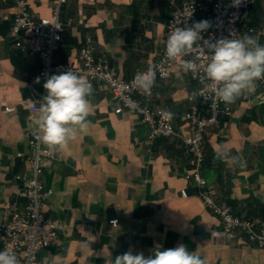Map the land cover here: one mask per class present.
<instances>
[{"label":"crops","instance_id":"obj_1","mask_svg":"<svg viewBox=\"0 0 264 264\" xmlns=\"http://www.w3.org/2000/svg\"><path fill=\"white\" fill-rule=\"evenodd\" d=\"M35 18L50 15L49 0H26ZM181 0H175L179 4ZM170 0H67L62 8L64 46L55 53L61 63L73 65L88 43L105 56L120 78L129 80L137 70L152 66L165 50ZM15 0H0V207L10 198H23L14 173L27 168L31 110L23 102L34 99L41 40L11 36ZM71 20L70 23H68ZM261 31V33H258ZM264 45V0H257L241 27ZM56 72L54 74H60ZM256 81L253 92L230 104L232 113L221 117L218 128L203 136L205 184L235 215L264 228V87ZM94 93L89 129L60 151L46 145L43 181L52 190L44 214L60 219L63 227L53 245L39 253V264H111L129 250L146 257L185 245L205 264H264V249L228 240L219 217L204 208L190 177L189 154L177 137L148 140V129L131 110L115 113L108 87L92 82ZM197 84L188 74L171 69L158 80L147 100L172 112L178 133H189L184 113L188 95ZM140 97V95H138ZM204 115L205 106L196 101ZM223 146L240 160L216 159ZM22 152L23 157L16 156ZM181 190L188 193L182 197ZM115 220V224L112 221Z\"/></svg>","mask_w":264,"mask_h":264},{"label":"built area","instance_id":"obj_2","mask_svg":"<svg viewBox=\"0 0 264 264\" xmlns=\"http://www.w3.org/2000/svg\"><path fill=\"white\" fill-rule=\"evenodd\" d=\"M256 1L241 0L237 5L236 0H181L179 4H175V0H170L173 7L166 22L164 35L168 38L177 27L191 26L194 22L206 20L210 27L202 33L203 39L200 42L202 47L204 40L214 42L221 38H231L232 35L233 38H242L241 27ZM66 2L67 0H49L50 15L37 19L30 12L26 0H15L16 13L11 26V36L17 38L27 35L41 40L39 47L31 45L39 52L40 68L37 75L39 81L43 84L49 75L56 72H65L69 69L75 71L91 83L99 81L108 87L115 105V113L131 110L138 114L148 129V140L152 141L158 137L179 138L190 157V177L197 188V196L205 209L219 217L222 235L228 240L247 242L264 249V228H258L253 221L235 215L230 205L218 200L216 193L205 184L202 175L205 157L204 133L208 128H218L221 117L232 113L230 104L216 102L212 98L208 89L209 82L204 75L206 61L203 58L197 60L201 65L199 70L196 73H188L197 87L188 95L189 108L183 117L189 127V133L183 135L175 130L173 119L168 121L162 118L161 110L167 109L153 107L148 102L153 88L150 95H144L131 86L135 75L146 69L137 70L129 80L122 79L107 57L95 54L90 41L80 49L75 64L61 63L55 59V53L64 46L61 12ZM70 22L71 20L68 23ZM204 51L210 54L206 47ZM198 56L203 57L199 45L194 46V51L184 59H195ZM178 65V61H167L165 50H160L152 65L157 69L155 83L168 77L171 69L181 71ZM261 81L264 87V80ZM33 93L38 97L23 104L29 107L31 116L35 119L36 110L46 95V90L40 94L37 89H33ZM197 100L205 106L207 115H204L197 106ZM129 104H135L137 107L130 108ZM0 107L5 112L15 111V106L7 101H0ZM28 135L30 154L25 157L27 168L14 173L23 201L13 197L5 200L0 207V251L9 249L15 252L20 264H39L40 251L55 243L64 224L60 219L44 214L43 209L52 195V190L46 187L43 173L46 162L51 160L52 155L40 142L34 124ZM16 156L22 158L23 153L17 152ZM180 194L182 197L188 196L185 190H181ZM113 222L115 220L112 221V224H115Z\"/></svg>","mask_w":264,"mask_h":264},{"label":"clouds","instance_id":"obj_3","mask_svg":"<svg viewBox=\"0 0 264 264\" xmlns=\"http://www.w3.org/2000/svg\"><path fill=\"white\" fill-rule=\"evenodd\" d=\"M241 0H236L238 5ZM210 27L208 21L194 22L191 26L175 28L165 41V58L167 61H178L184 74L196 73L200 64L197 60L203 58L204 75L208 89L216 102L232 104L241 96L254 91L256 81L264 80V45L258 38L245 34L242 38H221L214 42L204 40L203 44L209 50L206 54L200 42L202 33ZM199 45L203 57L184 59ZM157 69L148 66L138 72L131 86L141 94L150 95L155 84ZM39 83V78L36 80ZM46 95L37 108L34 119L35 132L41 143L60 151L70 141L77 139L81 133L89 129L91 102L89 97L94 93L92 83L77 72L67 70L60 74L49 75L43 83ZM136 108L135 104H129ZM165 120H172L173 113L161 110ZM240 153L233 154L223 146L216 152L219 160L231 159L233 163L240 160ZM115 223V222H113ZM0 264H20L15 252L5 249L0 251ZM111 264H205V260L195 252L179 244L175 248L161 250L145 256L142 252L133 253L129 250L117 255Z\"/></svg>","mask_w":264,"mask_h":264}]
</instances>
